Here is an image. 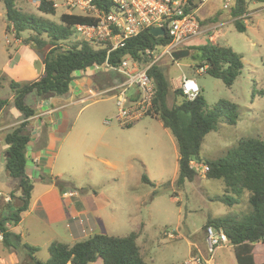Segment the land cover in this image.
Wrapping results in <instances>:
<instances>
[{
	"label": "rangeland",
	"instance_id": "rangeland-1",
	"mask_svg": "<svg viewBox=\"0 0 264 264\" xmlns=\"http://www.w3.org/2000/svg\"><path fill=\"white\" fill-rule=\"evenodd\" d=\"M233 1L202 0V6L194 9L193 14L200 22L205 21L202 28L213 26L218 23L221 13L223 20L233 18ZM224 2L228 3L227 8H223ZM246 3L247 12L251 13L244 23L248 25L246 30L238 32L232 23L218 26L214 31L216 39L211 42L229 47L241 56L242 68L232 86L228 87L220 79L204 72L199 73L189 56L172 62L166 55L159 62L170 83L169 106L173 103V91L178 88L183 74L197 83L207 109L219 106L220 102L236 106L235 125L226 124L222 118L218 129L204 136L199 154L202 160L223 157L241 139L264 137V13L257 10L262 7L261 2L246 0ZM3 7V2H0V9ZM65 11L59 6L54 15L45 14L37 10L36 4L26 0L20 14L59 23V16ZM218 12V17L212 20ZM5 20V14L0 16V38ZM211 33L200 35L190 40L189 44L201 45ZM72 38V41L81 42L76 36ZM78 76L93 94L88 93L81 103L84 110L68 136L80 138L84 149L90 148L92 152H89L88 158L72 157L70 163L59 156L53 171L59 172L62 175L60 179L67 182L63 187L77 189L87 198L86 202L94 200L109 204L103 214L101 233L125 236L136 232V243L146 264H182L191 251L202 246L203 227L208 218L229 216L239 220L248 213L245 195L231 207L214 200L223 195V183L205 178L203 161L191 163L196 170L192 181L177 184V147L158 120L144 116L129 127L117 122L114 94H101L100 91L120 83L122 78L119 74L87 69ZM100 78L101 81L98 80ZM25 101L30 105L29 97ZM223 111L226 113L227 110ZM109 119L110 123L104 124V120ZM2 159L0 192L18 197V180L6 174ZM142 176L150 183L143 182ZM32 183L37 194L40 187L35 181ZM199 254L204 259L208 258L206 252L200 251ZM99 264H102L101 261ZM202 264L205 262L202 261ZM209 264H235L229 243L215 249Z\"/></svg>",
	"mask_w": 264,
	"mask_h": 264
},
{
	"label": "trees",
	"instance_id": "trees-1",
	"mask_svg": "<svg viewBox=\"0 0 264 264\" xmlns=\"http://www.w3.org/2000/svg\"><path fill=\"white\" fill-rule=\"evenodd\" d=\"M95 2L106 11L113 6L109 0ZM233 3L231 15L234 28L238 32H244L246 27L242 16L248 13L246 0H234ZM197 6L193 4V0H187L184 13H191L202 27L205 23L200 22L193 14ZM36 8L45 14H55V9L46 0L37 4ZM5 9L7 22L13 24L16 32L28 30L34 33L35 36L28 38L27 43H31L36 51L43 52V72L37 80L9 84L13 93V105L27 120L35 114V110L25 101L29 94L40 98L65 95L76 72H85L94 64L104 63L106 49L95 50L87 42L72 41L73 26L93 23V18L61 14L59 23L28 18L22 16L14 7L13 0H5ZM169 41L167 34L154 36L150 29H145L138 36L128 40L124 49L112 53L109 62L117 64L121 57L130 55L139 63H145L148 58L142 56L144 49L165 46ZM183 49L191 52L189 57L196 69L203 68L204 73L220 79L228 87L233 85L242 68L239 54L229 47L212 44L208 40H204L201 45L186 44ZM262 66L264 68V58ZM148 74L154 81L155 91L152 110L146 116L158 120L175 141L178 152L177 184L185 180L192 181L196 170L191 166V162L203 161L208 167L205 178L221 180L223 183V195L215 198V201L231 207L246 196L249 209L241 219L234 220L229 216L208 218L203 230L212 227L224 233L233 249L235 264H264V137L241 139L223 157L202 160L199 154L204 136L216 131L222 118L226 124L235 125L236 106L220 102L221 107L213 106L207 109L200 92L193 101H188L179 88L173 91V103L169 106L170 83L163 68L159 64L153 65ZM223 109L227 110L226 113ZM26 127L27 122H22L6 132L3 137L7 146L5 172L9 177L18 180L19 196L11 194L13 199H16L15 205L11 202L0 211V232L3 236L2 244L8 251L25 252L24 261L17 264H99V261L102 264H146L136 243V232L125 236L94 234L72 245L54 241L48 247V260L41 262L35 256L36 249L23 243L19 235L9 230V226L20 221L32 201L33 183L25 172V153L30 141ZM40 178L60 188L67 185V182L51 175L42 173ZM141 180L150 183L145 176H142Z\"/></svg>",
	"mask_w": 264,
	"mask_h": 264
},
{
	"label": "crops",
	"instance_id": "crops-1",
	"mask_svg": "<svg viewBox=\"0 0 264 264\" xmlns=\"http://www.w3.org/2000/svg\"><path fill=\"white\" fill-rule=\"evenodd\" d=\"M25 1L13 0L14 7L20 12ZM0 2L4 5L0 9V16L4 14L6 16L5 0H0ZM201 3L199 7L202 6ZM198 6L195 9H198ZM219 13H216L212 20L217 18ZM233 20L228 17L223 20L221 13L218 23L206 28L233 24ZM9 24L6 19L0 38V158H4L5 164L7 147L3 141L5 133L20 123L27 122L26 128L30 141L25 153V172L32 182L35 181L40 187L37 194L33 188L29 209L16 225L9 226V230L19 235L23 243L34 247L36 258L45 262L49 258L48 247L54 241L72 245L94 234H103L100 230L108 203H98L94 200L86 202L87 198L82 196L77 189L60 188L40 178L42 173L46 175L55 173L51 176L59 179L62 177L59 172L53 171L59 156L65 162H69L72 157L88 158L89 152H92L90 148L84 149L80 138L68 136L74 127L75 120L84 110V107L80 106L81 103L86 100L92 89L85 87L84 81L79 79V76L77 77L79 73H75L74 80L65 95L40 98L35 94H29L26 98H30L29 106L35 110V114L27 120L24 119L13 105V93L9 84L37 80L43 72V52L36 51L31 43H27L28 38L35 36L34 33L28 30L16 32L14 28V36L10 35ZM247 26L246 24L245 27ZM6 34H8L9 43L5 42ZM98 80L101 81V78ZM107 89L109 88L102 91ZM59 132L60 134H57ZM87 186L91 188V185ZM15 203L16 199L12 197V204L15 205ZM5 208L6 205H0V211ZM199 249L191 251L185 260L191 256H200V251L205 254L204 231L202 246ZM23 257H25L23 250L8 251L0 242V264H17Z\"/></svg>",
	"mask_w": 264,
	"mask_h": 264
},
{
	"label": "built area",
	"instance_id": "built-area-1",
	"mask_svg": "<svg viewBox=\"0 0 264 264\" xmlns=\"http://www.w3.org/2000/svg\"><path fill=\"white\" fill-rule=\"evenodd\" d=\"M34 4H39L43 0H29ZM54 9L61 6L65 8L68 15H81L93 18L94 22L89 24H76L73 26L74 36L81 42L89 43L95 50L106 49V59L103 64H94L89 69L95 71L115 72L120 75L122 81L111 88L102 91L101 94L113 93L115 97L116 120L126 127L142 119L152 110V100L155 91L153 79L148 74L151 66L159 64L163 56L170 57L179 47L189 44L200 35L209 31L207 35L209 42H214L217 26L209 29L202 28L191 13H184V6L187 0H109L112 8L109 11L101 9L95 0H46ZM259 12L264 13V2ZM224 8L228 7L225 3ZM256 11L254 10V13ZM251 13L242 16L243 23L248 20ZM10 35L14 36V26L9 25ZM162 28L164 35L170 39L165 46H158L154 49L146 48L142 56L148 58L145 63H139L130 55L123 56L119 63L109 62L112 53L126 47L127 41L138 36L145 29ZM5 42L9 43L8 34ZM179 48V49H178ZM178 65V63H176ZM203 73L204 69H199ZM82 73V72H76ZM178 88L188 101H193L199 94L200 89L197 83L184 74L181 76ZM129 90L132 92L129 93ZM89 94H93L89 91ZM111 119L104 120V124H109ZM192 163V162H191ZM194 167V165H191ZM203 174L208 171L207 165L202 166ZM12 202V196L0 192V205H7ZM206 253L208 258L201 256H191L182 264H202L204 261L209 264L215 249L228 243L223 232L212 227L204 230ZM3 236L0 232V242Z\"/></svg>",
	"mask_w": 264,
	"mask_h": 264
},
{
	"label": "water",
	"instance_id": "water-1",
	"mask_svg": "<svg viewBox=\"0 0 264 264\" xmlns=\"http://www.w3.org/2000/svg\"><path fill=\"white\" fill-rule=\"evenodd\" d=\"M202 0H193V4L195 5H199L201 3ZM151 34H153L154 36H163L164 35V30L162 28H152L150 29ZM189 56V50L186 49H181V50H177L175 52L172 53L171 57L173 60H180L183 58H186ZM4 161V158L2 159Z\"/></svg>",
	"mask_w": 264,
	"mask_h": 264
}]
</instances>
